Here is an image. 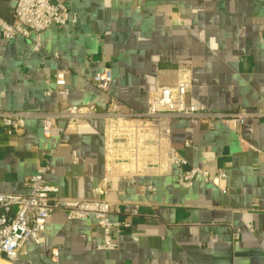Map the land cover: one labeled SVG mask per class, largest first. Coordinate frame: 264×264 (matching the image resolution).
<instances>
[{
    "label": "crops",
    "instance_id": "0c3cea01",
    "mask_svg": "<svg viewBox=\"0 0 264 264\" xmlns=\"http://www.w3.org/2000/svg\"><path fill=\"white\" fill-rule=\"evenodd\" d=\"M15 3L0 0V18L12 21ZM64 3L75 22L43 30L39 47L33 35L6 39L0 32V111L105 107L111 98L142 110L155 88L174 85L185 70L189 102L224 112L264 103V0ZM106 65L108 93L90 83ZM61 67L66 85L54 89ZM104 123L90 119L63 134L58 120L49 136L38 119H28L20 132L0 126V193L25 194V179L48 160L44 179L61 200L43 242L27 240L14 262L0 258V264H264V120L247 118L233 129L173 119L171 143L188 164L226 173L218 186L196 177L189 187L177 183V167L106 175ZM82 199L109 203V218L118 224L115 249H97L92 216L65 217Z\"/></svg>",
    "mask_w": 264,
    "mask_h": 264
},
{
    "label": "built area",
    "instance_id": "2783aa9c",
    "mask_svg": "<svg viewBox=\"0 0 264 264\" xmlns=\"http://www.w3.org/2000/svg\"><path fill=\"white\" fill-rule=\"evenodd\" d=\"M75 16L64 0H16L13 19L0 18V32L6 39L16 36H34V47H39L40 33L49 26L73 24ZM67 70L58 68L53 75V88L66 85ZM111 68L106 65L90 78V83L108 93ZM191 86L188 70L174 85H160L153 90L142 110L128 107L116 99L105 107L95 104H67L50 110L0 111V126L8 132H20L28 119H38L44 136L51 134L56 121H64L63 134L78 123L99 118L103 127L104 173L108 176L163 174L177 167V183L192 185L196 177L213 185L225 179V170L213 172L190 166L171 143V122L175 118H194L205 121L209 127L219 121L233 129L239 128L247 118L264 120V103L257 110L239 108L233 112L215 111L203 104L187 100ZM187 145V143H186ZM50 168L46 160L37 165L33 174L25 179V194L0 193V258L14 262L23 252L24 244L31 240L36 245L44 239L45 226L55 209L61 208L57 187L45 181ZM148 189H153L147 186ZM109 203L103 199H82L66 208L67 219H84L92 216L99 228L97 249L106 251L117 247L114 236L118 224L109 218ZM234 238L237 235L234 234ZM57 251L51 252L55 258Z\"/></svg>",
    "mask_w": 264,
    "mask_h": 264
}]
</instances>
